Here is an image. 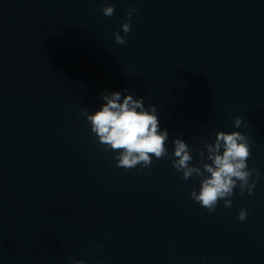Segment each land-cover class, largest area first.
I'll use <instances>...</instances> for the list:
<instances>
[{"label": "water", "instance_id": "water-1", "mask_svg": "<svg viewBox=\"0 0 264 264\" xmlns=\"http://www.w3.org/2000/svg\"><path fill=\"white\" fill-rule=\"evenodd\" d=\"M123 89L193 165L218 131L249 136L254 194L209 213L190 196L200 178L166 157L116 167L81 109ZM74 260L264 264V0H0V264Z\"/></svg>", "mask_w": 264, "mask_h": 264}, {"label": "clouds", "instance_id": "clouds-1", "mask_svg": "<svg viewBox=\"0 0 264 264\" xmlns=\"http://www.w3.org/2000/svg\"><path fill=\"white\" fill-rule=\"evenodd\" d=\"M137 11L135 8H129L126 13L127 22L121 25L123 33L128 34L131 31L133 13ZM114 12V5H105L102 8L106 17H111ZM113 35L116 44L126 43L119 32H114ZM122 92L127 93L128 89L111 93L105 90L101 97L103 105L92 114L81 109V114L90 122L91 132L98 137V143L105 146L104 151L111 149L117 153L116 167L130 170L141 165L139 171L144 173L145 169L151 168L153 157L157 160L166 157L172 161L173 168L182 173L181 179L188 180L193 175L200 178L199 192L193 189L190 196L209 213L216 211L220 200L224 201V208H230V197L237 187L241 194L245 190L249 196L254 194L260 171L255 167L249 169L247 165L251 156L249 136L239 131H218L214 142L204 143L207 155L204 150H197L200 159L193 165L191 150L183 139H175L174 152L168 153L166 141L169 132L167 129L161 131L156 106L150 105L146 109L143 97L134 98L131 94H124L122 97ZM241 124L240 117L234 118L235 128H240ZM247 215V210L241 209L238 219L245 221ZM72 264L86 262L74 260Z\"/></svg>", "mask_w": 264, "mask_h": 264}]
</instances>
